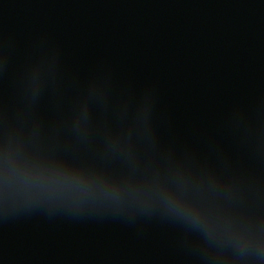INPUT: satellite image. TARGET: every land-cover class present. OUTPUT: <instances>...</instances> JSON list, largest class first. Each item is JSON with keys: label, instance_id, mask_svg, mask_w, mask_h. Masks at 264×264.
<instances>
[{"label": "water", "instance_id": "95a60500", "mask_svg": "<svg viewBox=\"0 0 264 264\" xmlns=\"http://www.w3.org/2000/svg\"><path fill=\"white\" fill-rule=\"evenodd\" d=\"M0 264H264V0H0Z\"/></svg>", "mask_w": 264, "mask_h": 264}]
</instances>
